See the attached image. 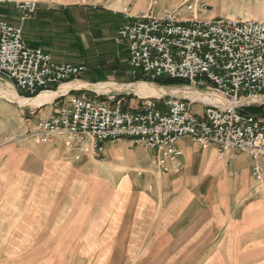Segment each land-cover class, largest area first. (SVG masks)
<instances>
[{"label": "rangeland", "instance_id": "obj_1", "mask_svg": "<svg viewBox=\"0 0 264 264\" xmlns=\"http://www.w3.org/2000/svg\"><path fill=\"white\" fill-rule=\"evenodd\" d=\"M149 1L142 0L140 5L142 6L143 2L148 4ZM184 2H188V5H206V11L199 15L200 20L229 17L264 21V0H159L155 12L161 15L167 10L182 6ZM19 12L23 16L22 12ZM79 17L85 18L83 21L86 20L87 27L86 24L83 25L81 31L77 30L73 36H70L66 29L61 35L62 30L56 27L54 31L51 28L56 33V41L51 46L54 47L53 50H57L53 52L56 60L58 58L61 63H84L80 65L86 68L82 75L60 86L82 80L96 85L99 83L95 82L106 78V82L112 81L115 86L98 91L106 93L72 89L57 95L52 101L53 105L61 107L74 95L86 94L88 98L93 99L99 94L103 99H123L125 109H135L139 106V99L145 98L141 96H147L138 93L144 85L163 90L168 93L166 97H177V89L208 93L207 90L192 87L182 80H176L178 83L175 85H159L143 78L140 73L135 74L130 62L127 73L110 72L118 61V58L114 57L121 53L123 59L126 48L118 45L120 49L114 57L109 56L112 51L108 49L101 52L104 55H96L93 51L96 34L90 28L96 23V16L86 13L85 17ZM124 21L123 17L121 24ZM44 51L53 58L50 53ZM10 81L7 82L11 83L10 89L25 99H33L43 92L61 90V87L51 86L48 91L31 94L18 89ZM257 101L263 103L252 104L245 108V111L264 117V100ZM48 112L49 109L46 108L41 114ZM192 113L202 117L205 107L195 104ZM41 119L33 121L36 124L32 129L33 135L38 132ZM53 139V145L61 146L53 147V162L48 163L47 210L41 215L42 222L46 220L48 228L47 244L41 249L46 251V256L42 259L33 258L32 264H264V206L257 207L254 212L249 211V206L255 204L259 197H252L250 193L254 192L253 189H264V186H257L249 181L245 186L250 192L233 195L230 191V200L227 204L224 203L223 209L220 207V214L216 213L214 216L211 212L213 204L208 194L212 187L210 180L203 182L202 186H192L185 180V169L175 172L176 175L161 173L154 167V154H150L153 155L150 165L141 170L135 168L136 166L127 167L120 159L108 153L109 143L104 144L100 157L92 158L82 155L79 151H69L62 137H53L50 141ZM124 140L126 139L109 142L121 144ZM188 142L187 138L180 140L179 147L187 153L195 152V145ZM128 145L133 153L138 148L147 149L144 145L134 144L132 141ZM57 148L60 149L61 155L58 154ZM232 152L234 153L231 154ZM232 152L226 153L225 157L229 159L231 166L246 174L251 166L250 158L245 153ZM218 158L223 162L219 154ZM223 164L225 165V162ZM94 165L107 169V178L97 179L93 172ZM234 181L229 178L228 186L231 190L235 189ZM127 184V191L121 193ZM183 188H189L193 194L190 195L188 190L186 193L181 192L184 191ZM37 189L35 198L38 200L43 188L40 190L38 186ZM181 205L183 206L169 219L167 212ZM16 218H19L18 212ZM217 221L221 222V225H218ZM32 245L33 249L40 250V243Z\"/></svg>", "mask_w": 264, "mask_h": 264}, {"label": "built area", "instance_id": "obj_2", "mask_svg": "<svg viewBox=\"0 0 264 264\" xmlns=\"http://www.w3.org/2000/svg\"><path fill=\"white\" fill-rule=\"evenodd\" d=\"M159 0H150L146 10L123 13L116 44L126 48L133 72L152 82L182 80L205 89L222 103L181 97H146L135 109H125L124 100L72 96L54 116L41 119L34 135L36 144L62 137L69 151L98 158L107 141L129 139L154 153V166L161 173L183 169L180 140L203 151L215 147L220 158L238 151L252 160L251 174L264 186V117L245 111L262 104L264 96V21L218 17L200 20L204 3L182 6L157 15ZM38 3H18L22 21L31 18ZM83 65L56 62L42 48H31L23 29L0 20V76L18 89L38 94L51 86L79 77ZM201 104L198 117L192 107Z\"/></svg>", "mask_w": 264, "mask_h": 264}, {"label": "crops", "instance_id": "obj_3", "mask_svg": "<svg viewBox=\"0 0 264 264\" xmlns=\"http://www.w3.org/2000/svg\"><path fill=\"white\" fill-rule=\"evenodd\" d=\"M28 1L38 3L37 11L26 21H22L21 18L19 20L18 15L20 12L16 9L18 8V3ZM141 2L142 0H0V20L6 21L13 26L21 27L29 47L42 48L56 60L53 52L57 50H53L54 47H51L53 46L52 43L56 41L54 39L56 33L53 32V29L55 31L57 27L59 30H62L60 31L61 35L64 34V30L66 29L67 33L73 36L77 30L81 31L80 29L86 24V20L85 22L83 21L85 18H80L79 16L85 17L86 13L94 14L96 16V23L90 26L96 34L93 51L97 53L96 55H104L101 52H105V49H108L112 51V55L109 56L114 57L117 53L116 51L120 49L115 42V36L124 17L123 13L126 10H131L133 14H136L140 10H146L150 5L149 1L148 4L143 2L141 6ZM66 20L67 22H65ZM85 27H87V24ZM45 34H47L46 37ZM123 56L124 58L122 59L120 53L119 56L114 57H117L119 62L117 61V64L111 68L110 72L124 71L127 73L129 58L125 50ZM58 60L57 58L56 61ZM74 64L84 65V63ZM8 81H10L9 78L0 77V264H32L33 258L42 259L46 256V251H42L41 249L46 247L48 228L47 221L42 222L41 215L42 212L45 214L47 210L46 182L48 179V163L53 162L51 159L53 147L61 146L53 145L54 139L45 145L36 144L32 129L36 125L34 122H37L41 118H50L55 114L59 106L52 103L57 95L50 100L36 102V99L46 92L41 93L33 99L21 98L14 90L10 89L11 83H7ZM106 81L107 78L95 83H99L96 86L114 84L111 83L112 81ZM70 84L92 85L91 82L84 80ZM73 89L79 90L82 88ZM86 90L94 92L103 91L100 89ZM126 90L128 89L126 88ZM141 92L140 90L138 91V93ZM256 99L264 100L261 97H257ZM46 108L49 109L48 114H41ZM33 116L34 119H32ZM130 142L129 139H126L121 141V144H113L109 141L105 143H109L107 144L108 153L120 159V162H124L127 167L132 168V166H136L135 168L145 170L150 165V158L153 156H150V154L154 153L145 148L144 150L143 148H138L133 153L128 145ZM188 143L191 144L190 142ZM195 147V152L189 153L181 149L183 155L180 158V162L186 171L185 180L187 184L192 186L197 184L202 186L203 182L210 180V186L212 187L208 190V194L213 204L211 212L216 216V213L221 211L220 207L223 209L224 203L227 204V201L230 200V191L233 195L246 194L250 191H247L245 184L249 181L256 184L251 174L252 160L250 159V169L244 174L231 166L230 162L229 165H224V161L221 158L223 162H220L218 151L215 147L206 151L201 150L197 146ZM56 150H58L59 154L60 149L57 148ZM208 152L210 153L208 154ZM224 159L229 160L226 157ZM93 172L97 179H105L109 171L107 172V169L105 170L98 165H94ZM168 175H176V173L171 171ZM229 178L235 180V189L231 190L228 186ZM127 183L129 184L128 180ZM128 184L121 193L127 191ZM38 186L40 190L42 188L43 190L42 193L39 192L40 195L37 200L35 195L38 191ZM183 189L184 191L181 189V192L186 193L188 190L190 195L193 194L189 188ZM253 191L250 193L252 197L254 195H258L259 197L255 201V204L249 206V211L252 212L257 207L264 206V189H253ZM183 205L172 208L171 212L169 210L167 217L169 219L172 218ZM17 212L19 218H16ZM38 212L40 213L38 214ZM216 223L221 225V222L217 221ZM34 243L41 244L39 246L40 250L33 249L32 244Z\"/></svg>", "mask_w": 264, "mask_h": 264}, {"label": "bare ground", "instance_id": "obj_4", "mask_svg": "<svg viewBox=\"0 0 264 264\" xmlns=\"http://www.w3.org/2000/svg\"><path fill=\"white\" fill-rule=\"evenodd\" d=\"M108 86H115L114 84H104V85H89V84H68V85H63L60 89V91L55 92V93H51V92H46L43 93L41 96H39L36 99V102H41V101H47L50 100L51 98H53L54 96L58 95V94H62V93H66L68 91H70V89L73 88H82V89H95V90H105V88H107ZM142 92L141 94H146L147 96H141V97H164L167 96L168 93L163 92V90L161 89H153L152 87H150L149 85H144L142 87ZM165 90V89H164ZM176 95H178L177 97H189L192 100H202V101H206V102H210V103H222L224 104L221 99H219L217 96L215 95H211L208 93H201L199 91H182L180 89L175 90ZM174 95H172L173 97ZM260 97V96H258ZM257 97H254L255 100H260V99H256ZM264 98V97H261Z\"/></svg>", "mask_w": 264, "mask_h": 264}, {"label": "trees", "instance_id": "obj_5", "mask_svg": "<svg viewBox=\"0 0 264 264\" xmlns=\"http://www.w3.org/2000/svg\"><path fill=\"white\" fill-rule=\"evenodd\" d=\"M137 79H141L140 76H136ZM157 84L159 85H175L177 84L178 82L176 80H169V81H163V80H160L158 82H156Z\"/></svg>", "mask_w": 264, "mask_h": 264}]
</instances>
